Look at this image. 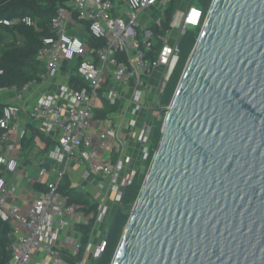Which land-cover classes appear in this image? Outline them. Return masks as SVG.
I'll return each instance as SVG.
<instances>
[{"label":"built area","instance_id":"obj_1","mask_svg":"<svg viewBox=\"0 0 264 264\" xmlns=\"http://www.w3.org/2000/svg\"><path fill=\"white\" fill-rule=\"evenodd\" d=\"M55 1L50 35L37 53L44 73L22 87L0 88V216L13 228L6 264H95L102 256L108 224L144 170L154 127L168 108L162 96L180 43L188 31L201 30L207 16L193 0ZM19 24L37 21L30 15L0 19L1 26ZM108 105L114 110L96 116ZM28 125L54 145L36 175L26 174L44 189L24 208L10 200L8 176L20 169ZM67 176L91 196L89 205L64 193Z\"/></svg>","mask_w":264,"mask_h":264},{"label":"water","instance_id":"obj_2","mask_svg":"<svg viewBox=\"0 0 264 264\" xmlns=\"http://www.w3.org/2000/svg\"><path fill=\"white\" fill-rule=\"evenodd\" d=\"M111 264H264V0H213Z\"/></svg>","mask_w":264,"mask_h":264},{"label":"trees","instance_id":"obj_3","mask_svg":"<svg viewBox=\"0 0 264 264\" xmlns=\"http://www.w3.org/2000/svg\"><path fill=\"white\" fill-rule=\"evenodd\" d=\"M212 2L213 0H198L205 14L208 13ZM56 4L55 0H48L46 2L42 0H0V19L3 17L16 18L30 15L37 21V26L35 27L25 24H19L14 27L0 25V69L2 70L0 74V88L11 85L22 87L35 79L39 80L40 75L44 73V66L37 60V53L42 45V37L50 35L49 23L56 13ZM173 5L172 3V7ZM200 31V29L188 31L180 43L181 54L179 62L170 76L162 96V104L165 106H169L173 98L186 63L198 40ZM19 36L24 39V44H18L17 38ZM87 38L90 44L94 43L93 37ZM3 106L4 102L0 101V116ZM113 108L108 105L105 110L97 111L96 116L104 117L108 112L113 111ZM164 116V113L160 114V119L154 127L152 148L146 163V169L142 172L139 171L134 181L125 189L122 203L116 209V214L111 224L107 246L95 264L112 263L114 254L130 218L131 210L137 200L154 156L155 147L158 146L160 141ZM31 128L32 134H39L35 126L31 125ZM41 138L45 139L50 145L54 142L42 134ZM31 142L32 139L28 136L22 142V148H27ZM35 186L38 190L44 189L43 184L36 183ZM62 190L64 193H68L73 200L89 205L90 201L87 199L86 193L77 187L71 186L70 176L65 178ZM96 207L97 204H90V209H96ZM12 229L10 222L4 221L0 216V264H6L11 258L9 244ZM86 230L89 231L90 227L88 226Z\"/></svg>","mask_w":264,"mask_h":264},{"label":"crops","instance_id":"obj_4","mask_svg":"<svg viewBox=\"0 0 264 264\" xmlns=\"http://www.w3.org/2000/svg\"><path fill=\"white\" fill-rule=\"evenodd\" d=\"M1 102H3V99H1ZM28 127L31 129L29 138L32 139V142L27 148L21 149L22 159L19 171L16 174L8 176V183L12 187L10 200L22 205L24 208H27L32 204L39 191L35 186L36 183L31 184V182L27 180L26 174L28 173L32 178L36 175V170L42 157L54 145V142L50 145L45 139L43 140L41 138V134L44 135V133L40 130H38V135L32 134L31 125H28ZM48 138L54 141L51 137ZM21 181H24V183H21ZM17 182H20V185L16 188Z\"/></svg>","mask_w":264,"mask_h":264},{"label":"rangeland","instance_id":"obj_5","mask_svg":"<svg viewBox=\"0 0 264 264\" xmlns=\"http://www.w3.org/2000/svg\"><path fill=\"white\" fill-rule=\"evenodd\" d=\"M193 4L196 5V6H198V7H200V8H202V6H200V4L198 3V0H193ZM185 5L187 6V3H185ZM185 5H184V7L186 8ZM202 9H203V8H202ZM73 65H75L74 62L71 63V66H73ZM164 117H165V116H164ZM157 147H158V146H156L155 149H157ZM145 167H146V165H144V170L146 169ZM21 183H24V181H21ZM19 185H20V182H17V184H16V188L19 187ZM89 197L91 198V196L88 195V196H87V199H89ZM111 224H112V221L110 222V224H108V227L111 228Z\"/></svg>","mask_w":264,"mask_h":264}]
</instances>
